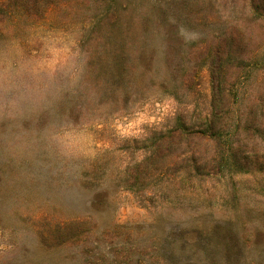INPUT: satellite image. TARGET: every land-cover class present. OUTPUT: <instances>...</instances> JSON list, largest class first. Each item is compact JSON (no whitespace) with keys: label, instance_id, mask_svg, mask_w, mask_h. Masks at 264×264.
<instances>
[{"label":"rangeland","instance_id":"rangeland-1","mask_svg":"<svg viewBox=\"0 0 264 264\" xmlns=\"http://www.w3.org/2000/svg\"><path fill=\"white\" fill-rule=\"evenodd\" d=\"M251 2L70 0L56 9L49 20L26 27L22 34L9 33L6 39L0 40V184L4 188L14 186L11 193L4 195L13 204L29 193L22 184L26 178L44 179V175L59 170L67 177L73 176V180L102 186L100 199L105 197L98 204L91 202V190L84 191L79 186L68 188L65 198L45 189L49 198L63 204L60 210L68 216L91 212L99 230L115 226L135 232L141 230L138 233L141 242L131 240L127 244L135 253L149 256L150 264H165L156 255L164 253V248L168 251L170 246L188 242L192 248L204 247L206 235L201 233L216 223L214 217H219L221 212L210 214L208 202L203 200L184 199V196L180 200L172 196L173 201H169L165 186L174 179L182 190L187 183L177 173L164 177L156 173L143 185L142 176L135 169L148 155L146 146L151 139L173 124L174 111L181 112L190 127L203 123L209 110L213 80L203 61L206 53L203 56L199 48L215 42L219 36L225 37L226 30L238 29L241 24L249 34L242 35L245 53L239 56L245 58L225 57L226 68L241 75L237 82L240 97L236 108L245 110L254 100H262L264 106V5L257 9L259 15L258 11L245 10V4ZM169 4L174 20L181 24L184 47L189 52L188 66L181 76L188 78L190 74H197L192 84L186 82L178 97L170 91L158 90L165 73L160 62L147 79L143 93L133 90L130 96L121 97L109 93L82 118L78 119L75 114L69 118L71 121L65 119L59 105L64 94L82 79L93 22L125 21L133 13L137 17L142 11L152 12L155 6ZM152 18L157 20L153 15ZM48 109L52 115L38 129L36 117ZM252 118L264 130V113ZM244 138L246 150L264 146V142L250 135ZM194 140L188 147L176 149L172 157L185 151L191 153L193 148H200L202 153L211 149ZM131 174L138 182L131 179ZM258 191L252 183H246L245 199L251 204L259 200L264 206V197L256 194ZM29 204L22 202L21 210L25 211ZM23 219L21 215L14 216L16 230L0 229V256L10 249L13 238L21 236L25 242L21 254L11 264L31 262L42 253L31 224ZM174 234L185 240H176L171 236ZM0 264H3L1 258Z\"/></svg>","mask_w":264,"mask_h":264},{"label":"trees","instance_id":"trees-1","mask_svg":"<svg viewBox=\"0 0 264 264\" xmlns=\"http://www.w3.org/2000/svg\"><path fill=\"white\" fill-rule=\"evenodd\" d=\"M68 1L0 0V40L6 39L9 33L22 34L26 27L49 20L50 15ZM251 1L250 5L245 4V10L259 14L257 9L264 5V0ZM174 17L169 4L155 6L152 12L142 11L137 17L133 13L125 21L93 22L84 74L77 86L64 94L59 105L61 115L68 121L75 114L78 119L82 118L80 116L89 113L109 93L118 97L130 96L133 90L143 93L147 79L160 62L165 73L158 90L170 91L178 97V91L186 82L192 84L197 74L182 77L181 73L188 66L189 52L184 47L181 24ZM242 35H249L243 24L238 29L226 30L225 37L219 36L215 42L199 48L203 56L206 53L203 61L213 80L209 110L203 123L190 127L181 117L182 113L174 111L173 124L151 139L146 146L148 155L135 169L142 176L143 185L156 173L161 177L177 173V177L187 183L182 190L174 179L165 186L169 201H173L172 196L180 200L182 196L203 200L208 202L206 207L210 214L221 212L219 217H214L216 223L201 233L206 235L204 247L192 248L184 242L181 246H170L169 252L164 248V253L159 252L156 259L165 264H264V206L259 200L251 204L244 196L246 183H252L259 190L256 194L264 197V146L246 150L244 138L250 135L264 142V130L252 118L264 113V106L262 100H254L245 110L236 108L240 97L237 82L241 75L239 71L230 72L225 66L226 56L245 58L239 56L245 53ZM51 115L49 109L39 113L37 128L45 126ZM194 138L211 149L202 153L200 148H193L191 153L185 151L172 157L176 149L188 147ZM44 176V179L26 178L22 184L29 193L13 204L4 194L11 193L14 186L4 188L0 184V229L16 230L14 216L21 215L23 222L31 224L35 242L42 250L31 262L21 264H150L149 256L147 259L135 253L127 244L131 240L141 242L138 234L141 230L135 232L118 226L99 230L91 212L68 216L60 210L62 203L54 202L44 193L46 189L65 198L68 188L79 186L84 191L91 190V202L99 204L105 199H100L102 186L93 187V182L73 180V176L67 177L59 170ZM130 176L138 182L133 174ZM19 201L29 202L31 206L22 211ZM171 236L180 242L185 240L176 234ZM24 247L21 236L13 238L10 249L0 256L3 264L16 260Z\"/></svg>","mask_w":264,"mask_h":264}]
</instances>
